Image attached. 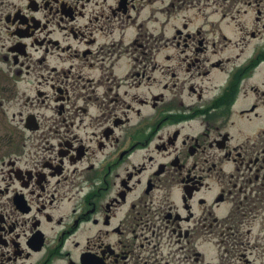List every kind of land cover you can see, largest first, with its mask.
I'll return each instance as SVG.
<instances>
[{
  "label": "flooded vegetation",
  "instance_id": "1",
  "mask_svg": "<svg viewBox=\"0 0 264 264\" xmlns=\"http://www.w3.org/2000/svg\"><path fill=\"white\" fill-rule=\"evenodd\" d=\"M0 264H264V0H0Z\"/></svg>",
  "mask_w": 264,
  "mask_h": 264
}]
</instances>
